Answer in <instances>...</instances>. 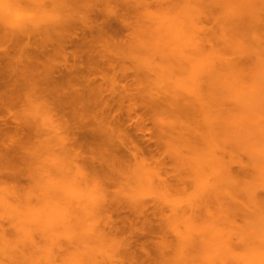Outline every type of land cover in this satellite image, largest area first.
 <instances>
[{"label":"clouds","instance_id":"1","mask_svg":"<svg viewBox=\"0 0 264 264\" xmlns=\"http://www.w3.org/2000/svg\"><path fill=\"white\" fill-rule=\"evenodd\" d=\"M0 264H264V0H0Z\"/></svg>","mask_w":264,"mask_h":264}]
</instances>
